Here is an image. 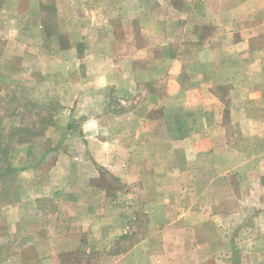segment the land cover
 Returning <instances> with one entry per match:
<instances>
[{
  "label": "crops",
  "instance_id": "obj_1",
  "mask_svg": "<svg viewBox=\"0 0 264 264\" xmlns=\"http://www.w3.org/2000/svg\"><path fill=\"white\" fill-rule=\"evenodd\" d=\"M58 2L49 49L0 73L2 95L35 70L63 78L45 141L0 128V264H242L230 245L248 238L227 228L264 217V0ZM232 190L243 207L218 213Z\"/></svg>",
  "mask_w": 264,
  "mask_h": 264
},
{
  "label": "rangeland",
  "instance_id": "obj_2",
  "mask_svg": "<svg viewBox=\"0 0 264 264\" xmlns=\"http://www.w3.org/2000/svg\"><path fill=\"white\" fill-rule=\"evenodd\" d=\"M77 3L78 0H76L74 5L76 10L78 7ZM4 7L8 8L9 11L5 19L0 18V27L4 29L5 37L0 39V56L1 58L4 57L6 64H3L2 60H0V73L5 67L14 70V66L18 65L19 67L20 62L21 67H27L25 70L28 72L30 65L34 64V62H31L30 53L32 51L30 48L34 46L33 51L36 53L40 51L39 49L43 50V52L49 49L51 38L48 34L52 31L60 30L58 13L59 9H61L65 14L63 5L60 7L58 0H9V2L8 0H0V15H2L1 10ZM26 44L29 47H25ZM56 70L51 69L45 75L35 70L33 72L35 81H32V84H18L15 88L13 86V89L5 95L0 92V128L12 129L10 139L13 140L20 136H25L26 139L34 141L46 140L44 138L45 130L51 126L50 124H52L58 114L59 105L61 104L59 97L63 78L56 76L57 73H61ZM70 119L71 124H79L78 118L70 117ZM1 131L0 136L3 135ZM66 133H68L67 130L61 135L65 136ZM9 150L7 149L6 151L7 155ZM226 184L227 182L225 181ZM225 189L223 191H229ZM219 197L220 203L215 208L218 213L231 210V214H234L240 207H243L246 201L244 194L238 190H232L231 196L219 195ZM156 208H160V212H139L134 223L135 226L130 227L129 232L121 239L122 243L117 247L118 250L127 248L135 240L157 230L156 223H154V221L159 219L157 217L170 216V212L166 210L168 207L165 208V204L158 207L152 206V210H157ZM253 208L250 212L246 211V215H244L243 221H247L248 227H238L242 216L236 215L232 220V226L234 225V227L227 228L231 236H242L244 237L243 240L248 238L246 247L236 244L230 245V250L237 249L239 255L245 257L242 260V264H263L259 261L260 257L264 259V243L256 246L254 242L255 239L262 236V242H264V217ZM37 214L39 215V213ZM157 223H160V221L158 220ZM235 223L237 226H235ZM242 231L245 233H242ZM55 238L61 240L63 236L56 235ZM219 259L214 258L213 262L209 260L208 264H219Z\"/></svg>",
  "mask_w": 264,
  "mask_h": 264
},
{
  "label": "trees",
  "instance_id": "obj_3",
  "mask_svg": "<svg viewBox=\"0 0 264 264\" xmlns=\"http://www.w3.org/2000/svg\"><path fill=\"white\" fill-rule=\"evenodd\" d=\"M15 129V128H14ZM18 130V129H17ZM11 135H12V132H11V134L9 135V138L11 137ZM23 138H26L25 136H22Z\"/></svg>",
  "mask_w": 264,
  "mask_h": 264
}]
</instances>
